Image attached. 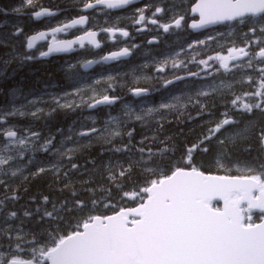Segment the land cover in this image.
<instances>
[{"label":"snow or ice","instance_id":"obj_1","mask_svg":"<svg viewBox=\"0 0 264 264\" xmlns=\"http://www.w3.org/2000/svg\"><path fill=\"white\" fill-rule=\"evenodd\" d=\"M134 2L82 0V7L77 5L79 18L71 19L70 23L61 21L62 27L53 28L52 34L84 25L91 19L85 14L88 10L124 9ZM23 7L32 8L35 19L56 15L39 5L38 0H23ZM149 8L154 9L150 18L145 15ZM176 8L175 0L170 5L163 4L162 0L146 4L136 9L138 17L134 23L146 22L168 34L172 29H181L185 22V16ZM13 11L21 13L22 8ZM166 12L172 13L169 22L158 21L156 17ZM191 12L199 18L197 21L194 16V22L187 25L191 29L225 22L248 27V32L243 34V46H237L233 39L227 55L217 53L199 60L200 52L192 55L187 63L203 65L205 76L189 70L186 75L173 71L171 78L155 77L163 81L160 86L164 89L195 77L203 84L194 92L173 95L167 102L141 107L139 112L125 105L121 111L126 120L109 116L102 127H97L96 120L92 119L90 126L80 122L79 129L69 126L65 133L58 128L56 133L42 136L34 129L35 121L46 120L58 111L75 113L84 108L111 106L120 99L108 94L115 77L102 76L85 86L81 84L84 78L74 72L76 65H68L66 77L74 81L71 91L48 94V100L43 96L25 97L27 102L21 108L0 112V264H264V0H198ZM101 30L110 36L116 32L122 37L129 36L128 31L114 26ZM82 31L85 34L76 39L50 44L47 51H39L38 57L29 51L18 52L15 40L23 34L20 27L0 32V48L11 49L4 54L7 59H0L4 65L0 75L14 61H31L54 52H68L74 44L84 48L85 40L100 47L95 31ZM44 36V32L26 36L27 49L32 50L34 42ZM212 40L216 37L209 35L189 43L187 49L181 47L163 60L153 58L155 72L165 73L167 66L174 70L186 68L185 60L178 59L181 52ZM129 54V48L124 47L96 63H107ZM211 60L219 61L217 72L223 69L231 73L235 68L242 78L231 83H224L223 77L220 84L209 81L208 77L213 76V72L207 70ZM231 62L237 63L230 67ZM93 63L87 60L81 66L87 69ZM249 69L259 75L249 74ZM140 78L134 76L136 80ZM142 78L153 79L147 75ZM101 81L107 84L103 94L96 87ZM235 83H248L255 90L237 95ZM128 91L139 98L147 96L150 89L129 87ZM245 98H250V102ZM218 101L224 106L220 118L209 109V104L215 108ZM189 106L199 109L197 116L208 114L212 119L206 133L196 143L186 146L177 160L175 145L169 143L171 138L161 139L159 133L167 119L165 113L182 116ZM16 116H29L33 124L22 129L9 125L8 118ZM88 119L91 118L85 117ZM132 121L157 127L152 136L144 135L138 143H133V131L125 127ZM57 135L60 136L58 143ZM254 137L256 154L251 155L253 144L250 141ZM97 143L104 146L100 158L86 159L83 165L77 162V156L84 155ZM156 144L160 147L154 150ZM37 152L51 157L46 165L36 163ZM105 152L111 154L106 160L103 159ZM197 152L211 154L217 173L223 174H206L202 165L197 167ZM34 164L35 170L25 174ZM96 173L106 178L108 184L93 187ZM44 174L51 175L57 182L65 181L58 190H69L70 197L56 200L48 195L32 196L29 199L34 207H17L21 199L20 186L29 177L34 179ZM74 174L88 176V179L78 181L80 187L77 188V182L72 179ZM134 176L140 177V182L132 183L130 192L125 191L124 182H132ZM112 186L123 193L120 202L127 198L133 203L120 206L110 215L100 213L101 205L106 209L116 207L111 203ZM82 193L87 195L82 196ZM214 201H221L223 207H217Z\"/></svg>","mask_w":264,"mask_h":264},{"label":"flooded vegetation","instance_id":"obj_2","mask_svg":"<svg viewBox=\"0 0 264 264\" xmlns=\"http://www.w3.org/2000/svg\"><path fill=\"white\" fill-rule=\"evenodd\" d=\"M192 1L193 0H175L177 5L176 11L181 15L185 16V22H182L183 27L181 29L179 30L172 29L171 32L168 34L163 33V30L159 29L157 26L148 24L146 22L141 25H136L134 23V19L138 17V13L136 9L142 8L146 4H155L158 2V0H144L138 5H134L119 11L88 10L85 14L91 19L86 21L85 26L83 28L76 27L74 29H69L67 31H63L55 35L53 38L54 40L76 39L77 36L85 34L84 31H82V29H87L89 31L97 32L96 41L100 45V47L95 49L88 44H85L84 48L76 47L75 51L72 54L68 56H61L58 62H61L63 64L67 63L68 65H74L76 63L80 65V62L84 63L87 60L98 61L106 54H109L113 51H119L124 47H128L130 54L126 59L121 60L120 62L109 66H105L104 64L100 63L94 65L93 69L95 71H107L108 69L116 68L120 73H125L128 72L130 69H132L134 66L139 65V63L141 64V66L142 65L144 66V64L146 63L148 64V62H150L149 63L150 65L145 69L147 70L148 74L151 73V71L156 73L155 69L153 70V65L151 64L152 62L151 60H153V58L163 60L166 51L176 48L180 49L182 46H185L186 42L190 41L192 43L194 40L199 39L201 34H197V35L192 34L191 32L188 31V26H187L188 24L194 22L193 17L189 16V9L194 2ZM162 3L165 5H170L172 3V0H162ZM77 5L82 7V0H75L74 3L70 2L61 6L52 5L51 7H49V10L51 9V11L56 12V15L54 17L43 19L38 22H34L32 20L31 18L32 12L30 10H26V11L23 10L18 15H15L19 20L18 27L21 28L23 33V35L21 36L25 35L26 37L34 33L44 32L53 29L55 27H59L62 25L60 23L61 21L66 23L71 21L72 18L78 19L79 10L78 8H76ZM57 9H59L60 11ZM153 10H154L153 8H149L145 13L146 17L150 18L152 16ZM171 17H172V13L166 12L165 14L160 15L156 18L160 22H169ZM113 26L115 28L128 31L129 36L122 37L119 35V32H116L114 35L110 36L108 33L103 32L101 30L104 27H113ZM139 28H143V31H137V29ZM51 38L52 37L47 38V41L50 40ZM149 40H154V43L149 44L148 43ZM133 45H135V47H133ZM46 46L47 44H40L37 46L36 49L37 50L39 49L38 51L40 50L45 51ZM196 48L197 46L195 47V49ZM185 49H187V47H185ZM153 51H155L157 55H154ZM187 52H191V50H187ZM178 59L185 60V58L181 55L178 57ZM173 71H176L178 73L186 72L183 71L181 68L174 70L170 66H167L165 73H159V74L156 73L157 74L156 77L160 75L161 76L167 75L168 77H170ZM162 83H163L162 80L155 79L154 77V79H149V80L144 79L143 83L138 85H132V87H148L150 91L153 93L162 90V87L160 86Z\"/></svg>","mask_w":264,"mask_h":264},{"label":"trees","instance_id":"obj_3","mask_svg":"<svg viewBox=\"0 0 264 264\" xmlns=\"http://www.w3.org/2000/svg\"><path fill=\"white\" fill-rule=\"evenodd\" d=\"M18 0H0V10L4 11L6 6L11 4L17 3ZM40 1V0H38ZM49 1V0H47ZM10 3V4H9ZM16 47L18 44L15 45ZM19 52H22L18 49ZM9 50H5L4 48H0V58H6L4 55ZM59 58H55L50 62H35L32 64H28L25 68L18 66L12 78L3 79L4 76L0 77V103L3 101V96L8 92L13 90L19 92H30V91H37L39 85L43 83L46 85L48 83H53L55 85L60 86L62 85V75L57 72L56 63L58 62ZM35 65V66H34ZM22 80V82H17V79ZM195 108L188 107L187 111L182 116H178L177 113H169L166 115L167 119L164 122L163 130L159 133L161 139L164 137H170L171 140L169 141L170 144H174L176 148L175 158L178 160L180 158L181 153L185 150V147L188 145H192L197 142V140L201 137L202 134L206 133V124H208V120L206 117H202L199 119H194V112ZM62 116V118H61ZM52 115L50 118H47L43 121H35L34 122V129L39 130L42 136H48L50 133H56V130L62 129L65 130L70 123L71 116L66 115ZM61 118V119H59ZM207 120V121H206ZM29 123V124H28ZM33 121H27L25 123V127L32 125ZM129 130L133 131L134 140L133 143H138L142 136H152L153 129L157 126L155 124H151L149 126H142L139 122L132 121L129 124L125 125ZM57 139V138H56ZM125 142H127V137H124ZM250 143L253 144V151L251 155H255V137L253 138ZM70 146V145H69ZM101 144H93L82 156H77V162L80 164H84L86 159L90 158H100V152L102 150ZM160 147L159 144L153 145L154 150ZM89 153L91 154L89 156ZM111 154L105 152L103 159H108ZM242 156H247L245 153H241ZM119 156V154H117ZM38 157V158H37ZM35 158L38 159V164L45 165L49 162L51 157L47 156L46 154L40 155L39 153H35ZM40 158V159H39ZM41 158H43L41 160ZM195 164L200 167L201 165L202 170L205 173H211L212 167L214 164L211 160V154H203L197 152L195 154ZM85 167H91V165H85ZM35 170V164L30 166L29 169L25 170V174L28 171ZM73 181H76V187L79 188L80 184L78 181L88 179V176H79L78 174H74L72 177ZM140 177L134 176L132 182L125 181L124 182V190L131 191L132 190V183L140 182ZM19 183V182H18ZM65 181L61 180L59 182L55 181L51 175L44 174L36 178L29 177V180L22 184L19 188V195L21 199L17 202V207L20 205H28L30 207H34L30 203V197L37 196L38 198L42 195H48L50 198L56 200H62L65 197H70L71 192L69 190H65L64 192H60L58 189L63 188ZM100 184H108L106 178H102L99 173H96L94 176V183L92 184L93 187L100 185ZM25 188L27 191H25ZM112 193V200L113 204L119 205L124 204V202H120V197L122 196V192H120L115 186L111 188ZM87 193H82V196H86ZM99 195V193H98ZM108 209H103L101 205L99 208L100 213H107ZM108 214V213H107Z\"/></svg>","mask_w":264,"mask_h":264},{"label":"rangeland","instance_id":"obj_4","mask_svg":"<svg viewBox=\"0 0 264 264\" xmlns=\"http://www.w3.org/2000/svg\"><path fill=\"white\" fill-rule=\"evenodd\" d=\"M17 25H19V23ZM3 31L11 32L14 30L6 29L5 21L1 20L0 32H3ZM247 32H248V27L245 25H238V24H236V22L233 24H230V25L225 24L224 27H222V28L211 30V31L204 33L203 36H201V38H200V39H206L207 36L211 35V36L216 37V40L206 41V44L203 45L202 47H201V45H199L200 46L199 50L192 51L190 53L186 52V51L181 52L180 55L183 56L184 58H186L187 61L191 60L192 55L195 52H200V55L197 56V60L207 59V57L209 55L215 56L217 53H219L221 55H227L228 54L227 48L232 46L233 39L235 40V44L237 46H243V34L247 33ZM229 33H231V35H229ZM249 36H251V33H249ZM23 37H25V35L19 36L18 38H16V40H18L19 38H23ZM188 44H189V42H186L185 46H187ZM220 45H223V48H221ZM185 46H182V47L185 48ZM178 51H180L179 48L170 49L169 51H166L165 56L173 55V54H175V52H178ZM153 53H154V55H157L155 51H153ZM155 59L159 60L157 58H155ZM151 61H152L151 64L153 65V60H151ZM187 61H186V63H187ZM243 62H246V60ZM149 63L150 62H148V65H150ZM234 63H237V62H231L230 67H232V64H234ZM3 67H4V65L2 63H0V68H3ZM193 67L196 69L195 72H200L201 76H205V72L202 71V69L204 68L203 65H199L198 63H187L186 69L191 71ZM218 68H219V61H216V60L209 61V67L207 70L209 72H213V76L208 77L209 81L215 80L216 84H220L221 83V79H220L221 77H223L224 83H231L233 80H240L242 78L241 72L235 68H233V71L231 73H225L223 69H220L219 72H217L216 70ZM6 69H8V66L6 67ZM16 69H18V68H16ZM16 69L11 70L8 73L5 70L3 72V74H5V73H7V74L4 75V78H12L14 76ZM63 69H65V68H63ZM154 69L155 68L153 66V70ZM56 70L60 74H62L64 71V70H62V67H60ZM183 71H185V70H183ZM247 71L249 72V74H252L254 76L259 75V73H255L254 70L249 69ZM147 74H148L147 70L143 67V65L141 66V64L139 63V65L135 66L133 69H131L127 73H120L118 71V69H114L113 73H110L107 75L103 74L101 76H98V74H96L95 76H91V77H88V76L83 77L84 79L81 81V84L86 86L87 84L92 83L94 80H99L102 76L106 77L108 75H111V76L115 77V80L112 82L113 88L108 89V94H113L115 90L121 89L122 86L126 85V83H132L134 85H138V84L143 83L144 79L142 77L144 75H147ZM64 75L66 76V74H64ZM134 76L135 77H141V78L136 80V79H134ZM147 76L153 77V79H154V77H156V73L151 71V73H149ZM66 79L69 81L68 78H66ZM17 82H22L21 78H20V80L17 79ZM201 84H203V81L195 78L192 81H189L180 87L170 88V90H164L160 95L157 96L158 100H159L158 103L141 102L139 104L132 105V103L123 102V103L119 104L113 111H110V110L101 111L102 114L104 115L102 118V124L109 118V116H113V117L120 116L121 119L126 120L127 118L122 116V111H121L125 105H128L134 111L139 112L141 107L147 108V107L158 106L161 102H167L171 98V96H173V95H181V94H187L190 92H194L196 90V88L199 87ZM42 85H43V83H41L39 85V87H41V88L38 91H30V92L24 93V92H19V91L13 90L11 92H8L7 94H5L3 96V100H4L3 103L4 104L7 103V105L6 106L2 105L0 107V112H2L5 109H12L13 107L21 108V106L27 102L25 97H27V99H35L37 97L43 96L45 98V100H48L49 99L48 94H60V93L64 92V91L60 90L58 85L54 86L53 83H48L44 86H42ZM118 85H119V88H117ZM96 87L98 88L100 93L103 94V91H104V89H106L107 84L104 81H101V83L99 85H97ZM233 87H234L237 95L242 94V92L245 90H247V91H254L255 90L254 86H252L248 83H242V84L241 83H235L233 85ZM67 90L71 91L72 85H70ZM245 100L250 102V98H245ZM86 109L87 108L79 109V110H77V112L82 113ZM196 109L199 110L198 108H196ZM209 109H210V111H212V113L214 114V116L216 118H220V113L224 111V106L222 104H220L218 101L215 108H213L212 105L209 104ZM167 114H169V113H165V115H167ZM201 116L202 117L203 116L208 117V122L212 119V117H210L208 114H204ZM85 117H90L91 119L85 120ZM18 119H22L23 122H25V123L27 122V120H32L29 116H23V117L16 116L14 118L9 117L7 122L9 125H15L17 129L24 128V125H22L23 122L17 121ZM92 119H95L94 115H84L81 118L74 119L71 126H74L76 129H79L80 128V122H84L87 126L88 125L90 126ZM74 122H75V124H74ZM208 127H209V123L206 124V127H205L206 131H207ZM59 139H60V137L57 138V143L59 142ZM37 153H40V152H37ZM40 154H44V153H40ZM35 160L37 163L38 159L35 158ZM211 171H212L211 172L212 174H223V173H217V169H216L215 165H214V167H212ZM233 174H240V173L233 172ZM127 200L132 202V200H130V199H127ZM103 209H106V208L103 207ZM109 209H111V208H108V210ZM115 210H118V209H115Z\"/></svg>","mask_w":264,"mask_h":264},{"label":"water","instance_id":"obj_5","mask_svg":"<svg viewBox=\"0 0 264 264\" xmlns=\"http://www.w3.org/2000/svg\"><path fill=\"white\" fill-rule=\"evenodd\" d=\"M138 1H141V0H135V2H138ZM197 2H198V0H197ZM196 2V3H197ZM195 5V4H194ZM193 5V6H194ZM192 6V7H193ZM190 10H191V8H190ZM191 15H194V16H196L197 18H198V16L196 15V14H194V13H192L191 12ZM199 19V18H198ZM226 23V22H225ZM218 25H220V24H216V25H208L206 28H204V29H191V31L192 32H199V31H203V30H206V29H210V28H213V27H215V26H218ZM68 52H70V51H68ZM120 58H124V57H119V58H117L116 60H114V61H109V62H107V63H105V64H109V63H112V62H116V61H118ZM218 202H220L221 203V207H223V203L221 202V201H218Z\"/></svg>","mask_w":264,"mask_h":264},{"label":"bare ground","instance_id":"obj_6","mask_svg":"<svg viewBox=\"0 0 264 264\" xmlns=\"http://www.w3.org/2000/svg\"><path fill=\"white\" fill-rule=\"evenodd\" d=\"M2 1V0H1ZM19 1V0H18ZM167 2V1H166ZM10 4V3H9ZM56 7V6H55ZM54 7V8H55ZM77 8V7H76ZM66 9V8H65ZM70 9V8H69ZM57 10H59V9H57ZM64 10V9H63ZM71 10V9H70ZM75 10V9H74ZM60 11V10H59ZM62 11V10H61ZM67 11V10H66ZM69 11V10H68ZM78 12V11H77ZM147 12V11H146ZM64 13V12H63ZM68 14V13H67ZM73 14V13H72ZM72 16V15H71ZM20 17V16H19ZM73 19V18H72ZM21 20V19H20ZM19 21V20H18ZM125 22V21H124ZM98 25V24H97ZM134 27V26H133ZM172 38V37H171ZM175 38V37H174ZM173 38V39H174ZM161 54V53H160ZM37 62V61H36ZM39 62V61H38ZM35 66V65H34ZM152 76V75H151ZM67 78V77H66ZM70 81V80H69ZM71 82V81H70ZM73 82V81H72ZM1 87V86H0ZM55 90V89H54ZM49 92V91H48ZM142 106V105H141ZM61 116V115H60ZM61 118H62V116H61ZM61 118H59V119H61ZM22 122H23V120H22ZM89 123V122H88ZM29 124V123H28ZM25 125V124H24ZM89 126V125H88ZM38 158V157H37ZM40 159V158H39ZM43 158H41V160H42ZM44 160V159H43Z\"/></svg>","mask_w":264,"mask_h":264}]
</instances>
